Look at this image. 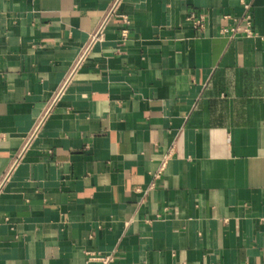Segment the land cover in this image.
I'll return each mask as SVG.
<instances>
[{"label":"crops","instance_id":"crops-1","mask_svg":"<svg viewBox=\"0 0 264 264\" xmlns=\"http://www.w3.org/2000/svg\"><path fill=\"white\" fill-rule=\"evenodd\" d=\"M0 264H264V0H0Z\"/></svg>","mask_w":264,"mask_h":264},{"label":"built area","instance_id":"built-area-1","mask_svg":"<svg viewBox=\"0 0 264 264\" xmlns=\"http://www.w3.org/2000/svg\"><path fill=\"white\" fill-rule=\"evenodd\" d=\"M245 30L248 34H252L254 33L253 30L251 29V16L248 15L246 18V27ZM112 257L107 256V257H100L101 260H103L104 262H107L109 260H111Z\"/></svg>","mask_w":264,"mask_h":264}]
</instances>
